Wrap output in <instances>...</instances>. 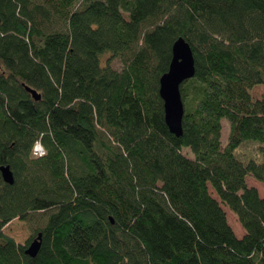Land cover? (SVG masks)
<instances>
[{
  "label": "trees",
  "instance_id": "obj_1",
  "mask_svg": "<svg viewBox=\"0 0 264 264\" xmlns=\"http://www.w3.org/2000/svg\"><path fill=\"white\" fill-rule=\"evenodd\" d=\"M181 37L177 137L159 89ZM260 85L264 0H0V264H264V161L236 155L264 144Z\"/></svg>",
  "mask_w": 264,
  "mask_h": 264
},
{
  "label": "water",
  "instance_id": "obj_2",
  "mask_svg": "<svg viewBox=\"0 0 264 264\" xmlns=\"http://www.w3.org/2000/svg\"><path fill=\"white\" fill-rule=\"evenodd\" d=\"M196 74L195 58L191 46L184 38H179L172 48V60L168 72L160 79L159 94L164 102L165 122L169 131L181 137L183 135V118L185 114L182 100L181 86ZM34 100L39 101L41 96L34 90L26 87ZM2 178L6 184H14V175L9 166L0 167ZM43 241L42 233L38 234L27 247L25 254L31 258L37 256Z\"/></svg>",
  "mask_w": 264,
  "mask_h": 264
},
{
  "label": "rangeland",
  "instance_id": "obj_3",
  "mask_svg": "<svg viewBox=\"0 0 264 264\" xmlns=\"http://www.w3.org/2000/svg\"><path fill=\"white\" fill-rule=\"evenodd\" d=\"M111 66L112 68L119 71L123 69V64L119 59L113 60ZM251 94L255 99L261 98L262 96H264V86L262 85L256 86L251 91ZM229 135H230V123L228 119H223L222 132H221V142L223 147L227 144ZM263 150H264V144L263 145H259L257 143H251L250 145L245 144L237 150L236 155L239 158H242V160L247 161L250 159H254L257 162H263L264 161ZM190 156L193 157L192 154H190ZM248 184L249 186L257 188L259 190L261 197L264 198V185L262 183L254 179H248ZM214 196L217 198L216 194H214ZM223 208L227 213L229 223L232 229L234 230L236 236L238 238L243 237L245 235V230L238 221L236 214L233 213L227 206L223 205ZM28 224L20 223L19 221L13 222L5 229V232L7 233V235L13 237L17 241V243L21 245H27V242L33 237L31 232L32 231L31 226Z\"/></svg>",
  "mask_w": 264,
  "mask_h": 264
},
{
  "label": "clouds",
  "instance_id": "obj_4",
  "mask_svg": "<svg viewBox=\"0 0 264 264\" xmlns=\"http://www.w3.org/2000/svg\"><path fill=\"white\" fill-rule=\"evenodd\" d=\"M37 148H40L41 151H44L40 142L37 141L36 144L34 145L33 149H32V155H34V156L36 155V149Z\"/></svg>",
  "mask_w": 264,
  "mask_h": 264
},
{
  "label": "built area",
  "instance_id": "obj_5",
  "mask_svg": "<svg viewBox=\"0 0 264 264\" xmlns=\"http://www.w3.org/2000/svg\"><path fill=\"white\" fill-rule=\"evenodd\" d=\"M43 148V147H42ZM43 150H44V148H43ZM45 155V150L44 151H41V149L40 148H37L36 149V155L34 156V157H38V158H40V157H43Z\"/></svg>",
  "mask_w": 264,
  "mask_h": 264
},
{
  "label": "flooded vegetation",
  "instance_id": "obj_6",
  "mask_svg": "<svg viewBox=\"0 0 264 264\" xmlns=\"http://www.w3.org/2000/svg\"><path fill=\"white\" fill-rule=\"evenodd\" d=\"M31 240V239H30Z\"/></svg>",
  "mask_w": 264,
  "mask_h": 264
}]
</instances>
